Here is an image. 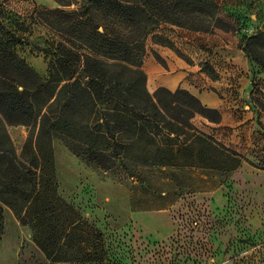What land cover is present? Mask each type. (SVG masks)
I'll use <instances>...</instances> for the list:
<instances>
[{"label": "rangeland", "instance_id": "1", "mask_svg": "<svg viewBox=\"0 0 264 264\" xmlns=\"http://www.w3.org/2000/svg\"><path fill=\"white\" fill-rule=\"evenodd\" d=\"M49 1L50 8L39 0H0V38L10 39L40 80L56 74L62 80L56 93L68 83L67 70L83 69L86 55L106 64L103 88L119 85L120 91L100 105L104 114L84 110L75 117L68 135L41 137L39 119L8 126L0 113V154L12 151L27 165L35 159L38 176V196L23 208L24 220L0 201V264H264V49L248 43L264 37V0H212L222 23L203 30L165 8L166 0L153 4L150 14L171 20L157 24L144 42L146 92L191 91L220 113L221 123L196 115L167 134V123L158 121L153 135L152 127L124 122L127 133L115 129L114 140L125 146L115 149L106 169L114 140L103 133L102 119L121 121L113 106L130 99L129 83L137 95L143 86L122 62L96 57L75 39L88 32L87 26L78 31L74 15L87 0ZM94 16L121 38L120 19L109 7ZM152 44L193 68L195 91H150L156 79L148 60L157 63ZM80 80L86 88L89 79L82 74ZM198 91L212 95L217 107L206 106ZM48 95L38 96L36 110L46 112ZM98 151L105 158L97 162Z\"/></svg>", "mask_w": 264, "mask_h": 264}, {"label": "trees", "instance_id": "2", "mask_svg": "<svg viewBox=\"0 0 264 264\" xmlns=\"http://www.w3.org/2000/svg\"><path fill=\"white\" fill-rule=\"evenodd\" d=\"M166 1L165 8L178 11L186 16L188 21H191L192 29L203 30L207 29L210 23H213V26L222 23L217 14V4L212 0ZM158 2L161 4V0H87V5L81 9L79 14L74 13L78 18L75 23L78 31L80 27H88L85 37L81 35L75 38L83 44L84 49L89 50L96 57L119 60L123 63V68L127 73L135 76L143 86L142 94L137 95L134 93L135 84L129 83L125 89L130 93V99H125L123 106L117 104L113 106L112 111L121 117V121L111 122L101 118L103 133L110 140H114L115 129H120L118 133H127V129L121 127L124 126V122L130 125L139 122L143 126L152 127L155 131V133L151 131L153 135L160 130L157 126L158 121L167 123L164 128L167 134L172 133L171 126L174 124L188 125L196 115L204 117L209 122L221 123L220 113L216 109L202 106L196 97L183 89H177L174 93L165 88H157L152 92L153 94L146 92L147 78L142 70V60L145 54L144 42L157 24L171 20L167 17H155L149 13L153 4L157 5ZM104 6L109 7L116 17H119L121 38L112 32V28L109 32L105 23L96 24L97 18L94 16V11H99ZM58 12L67 16L61 11ZM194 19L200 20V25L197 27H193ZM116 25H119L118 22L112 27ZM98 27H102L101 33L97 32ZM248 43L250 46L258 45L264 49V37L261 35L249 38ZM13 45L10 39L8 41L0 38V113L8 126L28 127L30 123L36 124L39 119L41 137L58 132L68 135L76 127L74 126L75 117L77 118L84 110L94 117L104 114V108L100 105L103 102H110L109 100L113 98L112 93L120 91L119 85L103 88L106 85V64L86 55L82 56L83 69L80 70V66L76 65L74 69L67 70L63 80L68 83L61 86L56 93L62 80H55L56 74L51 75L50 82L45 83L40 80L35 72L16 55ZM152 45L165 47L159 44ZM173 45L176 46L175 43ZM153 52L157 55V63H161L160 66L167 69L164 60L155 51ZM262 62L264 68V61ZM82 74L89 79L86 88L80 87ZM75 75H77L76 78H74ZM28 77L34 82L33 85H28L26 81ZM42 92H49V97L42 103L43 106L47 105L45 113L36 110V106L39 105L37 99ZM121 140L123 143L128 142L127 137ZM122 146L125 144L120 143L119 145L114 140L111 152L107 153L111 157L110 165L102 166L103 169L110 168L114 164V159L118 154L115 149H120ZM93 155L97 156V158H92L97 162L98 157L105 158L102 151L93 152ZM45 156L51 159L49 152ZM36 170L35 159L27 165L16 158L12 151L0 154V201L7 205L19 220H24L21 217L23 208L32 205L38 196Z\"/></svg>", "mask_w": 264, "mask_h": 264}, {"label": "crops", "instance_id": "3", "mask_svg": "<svg viewBox=\"0 0 264 264\" xmlns=\"http://www.w3.org/2000/svg\"><path fill=\"white\" fill-rule=\"evenodd\" d=\"M39 4L42 5V7L50 8L52 7V4L49 0H39ZM153 51H155L164 62H166L167 67L169 69L170 74H163V69L159 64L156 62H152L148 60L149 63V69L153 70L154 76L156 80L152 81V90L153 91L157 87H166L170 90H175L179 87L185 88V89H192L195 91L194 87L191 85L190 81L194 79V74L191 67L187 66L185 62L178 60L177 58L173 57V55L170 53L168 49L165 47H159L156 45L150 46ZM40 71V68H39ZM162 72V73H161ZM149 79V78H148ZM147 79L146 82V88L148 87L149 80ZM173 84V86H172ZM191 92V91H189ZM193 95H195L193 92H191ZM197 95L203 99V101L206 103V106L209 107H217L215 105V98L212 95H208L207 93H203L200 91L197 92Z\"/></svg>", "mask_w": 264, "mask_h": 264}]
</instances>
